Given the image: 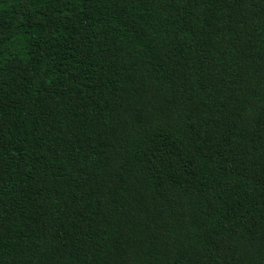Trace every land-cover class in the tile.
Instances as JSON below:
<instances>
[{
  "label": "trees",
  "instance_id": "trees-1",
  "mask_svg": "<svg viewBox=\"0 0 264 264\" xmlns=\"http://www.w3.org/2000/svg\"><path fill=\"white\" fill-rule=\"evenodd\" d=\"M0 264H264V0H0Z\"/></svg>",
  "mask_w": 264,
  "mask_h": 264
}]
</instances>
